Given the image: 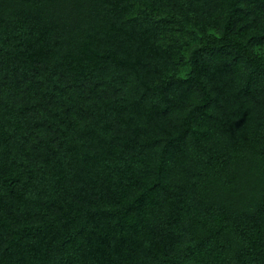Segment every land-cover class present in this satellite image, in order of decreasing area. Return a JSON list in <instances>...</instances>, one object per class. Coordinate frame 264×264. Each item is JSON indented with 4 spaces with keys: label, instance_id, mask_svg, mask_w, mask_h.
I'll list each match as a JSON object with an SVG mask.
<instances>
[{
    "label": "trees",
    "instance_id": "16d2710c",
    "mask_svg": "<svg viewBox=\"0 0 264 264\" xmlns=\"http://www.w3.org/2000/svg\"><path fill=\"white\" fill-rule=\"evenodd\" d=\"M0 264H264V0H0Z\"/></svg>",
    "mask_w": 264,
    "mask_h": 264
}]
</instances>
